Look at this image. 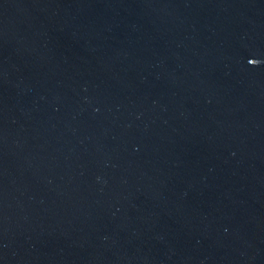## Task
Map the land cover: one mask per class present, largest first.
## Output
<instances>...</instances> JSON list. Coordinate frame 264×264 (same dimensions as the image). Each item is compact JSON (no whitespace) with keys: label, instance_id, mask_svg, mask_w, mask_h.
Returning a JSON list of instances; mask_svg holds the SVG:
<instances>
[{"label":"water","instance_id":"water-1","mask_svg":"<svg viewBox=\"0 0 264 264\" xmlns=\"http://www.w3.org/2000/svg\"><path fill=\"white\" fill-rule=\"evenodd\" d=\"M0 264H264V0H0Z\"/></svg>","mask_w":264,"mask_h":264}]
</instances>
